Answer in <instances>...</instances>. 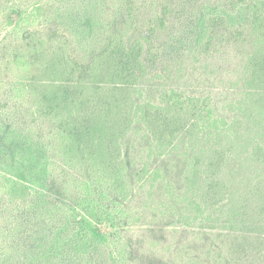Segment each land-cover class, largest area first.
Returning a JSON list of instances; mask_svg holds the SVG:
<instances>
[{"label": "rangeland", "instance_id": "obj_1", "mask_svg": "<svg viewBox=\"0 0 264 264\" xmlns=\"http://www.w3.org/2000/svg\"><path fill=\"white\" fill-rule=\"evenodd\" d=\"M246 1L250 0H0V97L7 103L0 111V132L8 137L30 135L21 122L22 115H29L38 102L53 57L86 65L109 41H116L118 48L125 47L129 53L140 48V41L143 65L126 55L123 69L103 70L96 81H130L134 88L138 129L129 133L121 164L130 172H141L146 182L159 172L151 200V205L159 207L144 210L149 219L161 223L156 235L162 240L158 248L171 255L177 247L182 248L178 264H264V229L254 223L259 219L256 212H264V208L243 199L244 190L254 187L258 175L264 173V157L252 161L247 153L249 143L261 140L260 132L264 134V111L254 107L263 86L240 84L250 94L246 99L252 103V113L245 103L239 109L229 101L221 102L218 109L209 98L212 85L208 81L232 62L223 55L218 61L213 57L217 40L211 35L224 33L229 41H235L231 36L243 33L239 24ZM261 6L255 13H264ZM114 35L116 39H112ZM253 42L244 41L239 57L231 51L232 60L244 71L254 51ZM177 53L179 62L172 60ZM77 83V78L70 81L73 95L80 92ZM227 86H231L229 82ZM158 119L160 126L153 127ZM235 119L240 122L232 127ZM145 121L152 127L147 128ZM222 146L232 157L224 179L234 183L238 198L216 207L201 206L200 180L190 186L189 178L205 163V147ZM240 167L247 171L242 180L235 175ZM1 171L0 195L9 189L10 179L16 178ZM12 204L16 209V202ZM12 209L0 215V264H57L48 247L50 238L42 242L34 233L38 222L32 218L34 212L24 208L19 215L21 211ZM241 212L252 214L246 216V225L241 223L240 218L245 219ZM28 213L33 216L24 217ZM227 215L234 222L224 226ZM168 219L171 228L185 230L167 231ZM176 219L179 222L171 225ZM42 224L51 227L47 221ZM233 236L242 237L237 242Z\"/></svg>", "mask_w": 264, "mask_h": 264}, {"label": "trees", "instance_id": "obj_2", "mask_svg": "<svg viewBox=\"0 0 264 264\" xmlns=\"http://www.w3.org/2000/svg\"><path fill=\"white\" fill-rule=\"evenodd\" d=\"M260 5L264 9V0L245 2L243 22L239 24L243 33L239 31L232 35L235 41H229L224 33L211 35L217 40L213 45V57L218 61L223 55L225 60L232 61L226 67L223 65L227 70L220 68L221 73H215L208 81L212 85L209 98L216 108L221 102L229 101V104H238L239 109L245 103L246 110L251 112L252 103L246 99L250 94L240 85L251 82L258 87L263 86L254 107L260 106V112L264 111V13H255ZM116 37L114 35L112 39ZM247 39L254 41V51L248 58V65L245 63L244 71L239 62L232 60L234 53L231 51H236L235 56L239 57ZM138 42L140 48H133L134 52L129 53L127 49L125 52V47L118 48L116 41H109L107 48L93 55L86 65L64 58L55 61L53 57L37 95L38 102L32 105L29 115H22L24 120L21 122L30 135L8 137L0 132V171L16 176L10 179L9 189L0 195V215L12 209L13 201L16 209L12 212L18 209L22 215V209H31L34 216L28 213L24 217L33 216L38 221L34 223V233L39 236V241L46 242L50 238L48 247L57 264H131L133 260V264H178V257L183 253V249L178 247L173 255L161 253L164 249L158 245L162 240L156 237L161 223L152 217L149 219L150 215L144 211L159 207L151 205L155 196L153 181L159 172L154 174V178L150 176L149 183L140 177L141 172H130L124 163V169L121 164L129 133L138 129L132 83L104 84L96 81L103 70L123 69L126 55L143 65V45ZM180 58L177 53L172 60L179 62ZM55 64L59 66L55 67ZM76 78L78 83L74 85L80 92L73 95L69 84ZM227 82L231 86H227ZM214 84L223 87H215ZM6 105L0 97V111ZM143 118L146 120L148 115L142 117V123ZM238 122V119L233 120L232 127ZM144 123L147 128L152 127L149 122ZM159 126L158 119L153 127ZM259 134L261 140L251 141L248 145L247 153L252 161L264 157V134ZM131 138V143H135L134 137ZM204 153L207 155L205 163L188 183L192 186L197 178L200 180L201 206L216 207L230 198L237 199L238 190L234 183L224 179V169H231L232 157L226 154L223 146L205 147ZM246 174L242 167L235 172L239 180ZM258 176L256 185L244 190L243 199L251 201L253 207L264 208V173ZM243 208L248 209V206L243 205ZM241 214L245 216V219L240 218L241 223L244 221L246 225V216L252 214ZM256 214L259 219L254 223L264 229V212ZM179 219H183L181 214ZM179 219L171 221V225ZM46 221L51 227H44L42 223ZM166 221L167 231L185 230L171 228L170 219ZM223 221L227 226L234 219L227 215ZM134 227L141 234L133 230ZM233 237L238 242L242 236Z\"/></svg>", "mask_w": 264, "mask_h": 264}]
</instances>
